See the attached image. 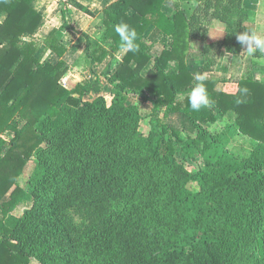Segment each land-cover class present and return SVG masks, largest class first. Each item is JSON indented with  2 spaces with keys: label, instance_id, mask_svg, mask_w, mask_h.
Instances as JSON below:
<instances>
[{
  "label": "trees",
  "instance_id": "1",
  "mask_svg": "<svg viewBox=\"0 0 264 264\" xmlns=\"http://www.w3.org/2000/svg\"><path fill=\"white\" fill-rule=\"evenodd\" d=\"M33 1L0 0V264L32 257L41 264H264V81L232 74L219 90L216 79L203 78L209 106L194 111L188 100L192 52L204 71L225 53L232 66L244 60L237 39L251 18L244 0H178L172 14L163 9L167 0L108 4L72 66L83 71L110 57L103 70L110 102L99 79L72 88L62 81L70 66L60 30L70 6L94 12L62 0V25L40 42L34 34L43 16ZM121 22L137 31L135 53L121 47L114 30ZM151 27L163 38L156 57L146 39ZM127 93L153 101L147 135H139L144 115ZM221 119L253 142L246 158L208 129ZM182 155L202 159L196 173ZM31 159L24 188L19 178ZM71 211L86 222L77 225Z\"/></svg>",
  "mask_w": 264,
  "mask_h": 264
},
{
  "label": "crops",
  "instance_id": "2",
  "mask_svg": "<svg viewBox=\"0 0 264 264\" xmlns=\"http://www.w3.org/2000/svg\"><path fill=\"white\" fill-rule=\"evenodd\" d=\"M78 1L81 2L82 4L86 5L87 7H89L90 10H92L96 16L91 17L89 14L85 13L84 11L80 10L79 8L74 7V6H70V8L73 12L71 14L70 18L67 17V20H70V22H66L65 25L63 26V28L60 30V35L66 41L67 46H68V51L64 55V59L66 60V62L69 66L72 63H74L75 60L78 58V56L82 53L83 46L85 43L84 34H88L91 36L96 35V25L99 21V17L101 15L103 9L108 4H110L111 2H113L115 0H78ZM55 4L57 5L56 8H55ZM59 4H60V2H58V0L57 1H55V0H34L33 1V3H32L33 7L38 12H40L43 16L42 24L38 27V29L36 30V32L34 34V36L36 38L38 36L39 38L45 39V37H47V35L54 28H60V26L62 25V21L58 18L57 11H56L57 14H54L51 10V7H53L54 12L57 8H58L57 10L60 11ZM61 4H62V0H61ZM244 5L246 6V8H248L251 11V18L246 23V31H248L250 33H255V34L264 36V0H244ZM163 9L165 10V8H163ZM172 10H175V7ZM165 12H166V10H165ZM171 13H172V11H169L167 14H171ZM52 17H55L53 21L51 20ZM88 18H90L91 20H89ZM51 21H52V23H51ZM69 23L72 25L70 26ZM88 23H90V24H88ZM153 28L154 27H151L150 29H153ZM162 41H163V39H162ZM163 47H164V45L162 46L161 51H162ZM192 53H194V52H192ZM118 56H117V58H118ZM51 57H53V54L51 55ZM232 57H233L232 54L225 53L220 58V61H219L217 66H221L222 64H224V67H223L224 72L217 71V69H215V68L212 71H204L203 70V57L201 55H198V58H196L194 60V68L191 66L192 61H190L191 57H189V68L191 69V71L196 76H198V75L202 76L204 79H216L218 81L217 89L222 90L225 87L226 80L229 79L230 77H232V72H230L229 70H227V71L224 70L226 68H230L231 63H232ZM244 57L246 59L250 57V62H249L248 67H247V64L246 65L244 64L245 65L244 70L247 68V71H244L242 68V72H240V73L238 72V74H243L244 72L245 73L250 72L257 79L264 81V63H261L256 58L257 56H255V57L249 56L246 53V55ZM245 58H244V60H245ZM57 60H58V57L55 59V61H57ZM52 61H54V60H52ZM105 61H106V63L102 67V70L97 74L96 73L93 74L94 72L89 71V70H92L95 68L97 70V67H100L101 64L95 65L92 67L87 66L81 72L82 73L83 72L85 73L87 71H89L90 73L93 72L91 75H95V77L93 79H91V80L89 79V80L94 81L96 79H99L102 82L103 78L106 79V77L103 74V70H104L105 66L107 65V63L109 61H111V58L108 57V58H106ZM152 61L154 62V60H152ZM152 61H150L149 64H151ZM201 61H202V63H200ZM200 66H201V69L198 68ZM217 66H216V68H217ZM152 69H154V67H152ZM197 69L199 70V73L198 72L196 73ZM149 70H151V69H148V71ZM74 72H76V68L70 66L69 70L66 72L65 75L67 76L69 74H73ZM143 74H146L145 71H143ZM220 75L222 76L221 78L219 77ZM64 77L62 79L63 83H65ZM79 82H81V81H79Z\"/></svg>",
  "mask_w": 264,
  "mask_h": 264
},
{
  "label": "rangeland",
  "instance_id": "3",
  "mask_svg": "<svg viewBox=\"0 0 264 264\" xmlns=\"http://www.w3.org/2000/svg\"><path fill=\"white\" fill-rule=\"evenodd\" d=\"M55 1H57V0H55ZM58 2H60V4H59L60 11H58L57 10L58 8H57L54 12L53 7H51V10L54 14L58 13L57 14L58 18L61 21H63L62 16H61V5H62L61 0L60 1L58 0ZM177 2H178V0H167L165 2V5H164L166 13H168L169 11H172V13H173L174 10H172V9H174ZM183 5H185V4H183ZM56 6L57 5L55 4V8H56ZM56 11H57V13H56ZM70 16L71 15H69L68 17L70 18ZM95 16H91V17H95ZM54 18L55 17H52L51 20L53 21ZM88 19L91 20L90 18H88ZM52 21H51V23H52ZM67 22H70V20H67ZM88 24H90V23H88ZM69 25L71 26L72 24L69 23ZM146 39H147V41H149L150 44L153 43V49H152L153 56L156 57L157 55H159V53L161 52V48L163 46V41H162L163 38L160 36L159 31L155 28L149 29L146 32ZM37 40L42 42L44 40V38H39L37 36ZM40 53H41V50L39 51L38 54L40 55ZM123 54H124V52H121L119 54L118 58L113 59V68L116 67L118 65L119 61L122 60ZM51 55H52V53H50V54L48 53V54H46V57L48 59L55 61L57 56H55L53 54V57H51ZM198 55L199 54L196 51V52L190 54V56H189V57H191L190 61H192L191 66L193 68H194V60L196 58H198ZM245 55H246V52H245ZM249 62H250V57L247 59L245 58V60H243L242 63H240L239 65H236V66L231 65L230 68H226L224 70H226V71L229 70L230 72H232V74L236 75V74H238V72L239 73L242 72V68L244 70V67L246 64L248 67ZM105 63H106V61L103 64H101L100 67H97V70L95 68V69H92L89 71H93L94 72V73L92 72L93 74H95V73L97 74L102 70V67L104 66ZM200 63H202V61ZM72 65L73 64H71L70 66H72ZM222 65L217 66V68H215V69H217V71L224 72L223 71L224 64H222ZM152 67H154L153 61L144 70L145 73H147L148 69H152ZM198 68L201 69V66ZM89 71L82 73L80 70L76 69V72H74L73 74L68 73L69 75H67V76L65 75V77H64L65 78L64 84L67 87L72 88L77 83H79V81L83 82V81H86L89 79L90 80L93 79L95 77V75H91L92 73H90ZM244 71H247V68ZM197 72L199 73L198 69L196 70V73ZM246 73H248V72H246ZM243 74H245V72ZM219 77L221 78L222 76L220 75ZM233 77H234L233 79H236V76H233ZM102 82L104 84L103 93L107 97L108 102H110L111 98H112L113 85L108 80H106L105 78L102 79ZM228 84L235 85V83H233V82H230ZM94 96H95V94H90V95L86 96V99H91ZM127 101L130 103H137L140 106L142 113L144 115V119L141 121L140 128H139L138 132H139V135H140V133H142V135H147L151 129L150 113H151V107H152L153 101L152 100H144L142 98V96L135 94V93H127ZM231 121H232V119H221V120H219L213 124H209L208 129L210 131H212L213 133L218 134L221 137L222 142L226 144V146H227L228 150L231 152V154H233L234 156H236L238 158H246L252 150V143L253 142L251 140H249L248 138L242 136V135H239L233 131H230L227 128V125ZM180 160H182L185 163L186 168L189 169L193 173H196L202 164V159L199 156L198 157L195 156L193 158H187L185 155H182L180 157ZM34 166H35V160L31 159L30 162L25 167L23 174L19 178V182L22 185V187H24V188L27 187V181H28L33 169H34ZM189 187H190V189H192L194 191L199 189L197 182L190 183ZM26 207H27V203L21 204L14 211V213L16 215H21L24 212V210L26 209ZM70 213L73 216V220L77 225H83L86 222V219L82 215H80L78 212L71 211ZM30 264H41V263L35 257H32L30 260Z\"/></svg>",
  "mask_w": 264,
  "mask_h": 264
},
{
  "label": "clouds",
  "instance_id": "4",
  "mask_svg": "<svg viewBox=\"0 0 264 264\" xmlns=\"http://www.w3.org/2000/svg\"><path fill=\"white\" fill-rule=\"evenodd\" d=\"M115 32L118 34L121 47L124 52H137L139 45L137 43L138 34L134 27L130 26L126 22H121L114 27ZM237 39L241 46H246L245 52L249 56H254L256 53H260L259 57H256L261 63H264V36L242 32L238 34ZM196 83L191 89L188 100L192 110L199 111L202 107H207L210 104L209 93L204 85L203 77L196 76ZM247 92V89L243 90Z\"/></svg>",
  "mask_w": 264,
  "mask_h": 264
}]
</instances>
